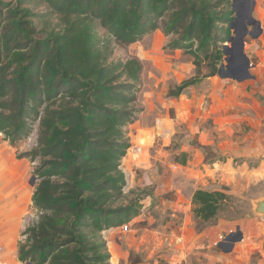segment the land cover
<instances>
[{"label":"trees","instance_id":"1","mask_svg":"<svg viewBox=\"0 0 264 264\" xmlns=\"http://www.w3.org/2000/svg\"><path fill=\"white\" fill-rule=\"evenodd\" d=\"M232 0H0V132L16 145L35 129V144L19 153L33 163L37 220L18 248L24 264H110L101 232L134 221L142 196L124 192L120 167L130 147L127 126L141 107L142 63L112 57L151 31L168 36L202 77L224 62L235 19ZM58 16L61 28L37 36L36 21ZM103 29L102 44L91 30ZM100 44V45H99ZM200 76L170 87L177 98ZM208 148L206 145H199ZM177 161L185 164L186 153ZM223 190L197 188L193 213L209 224L229 198Z\"/></svg>","mask_w":264,"mask_h":264},{"label":"rangeland","instance_id":"2","mask_svg":"<svg viewBox=\"0 0 264 264\" xmlns=\"http://www.w3.org/2000/svg\"><path fill=\"white\" fill-rule=\"evenodd\" d=\"M245 1H234L236 13H249L257 0H247V6ZM36 26L37 36L43 37L58 32L61 22L54 14L46 17V21H36ZM253 32L255 35L258 28ZM91 37L102 44L107 34L96 27L91 30ZM251 38L247 35L245 40L249 42ZM168 40L158 29L130 45L112 46V57L135 56L142 63L137 96L141 111L136 121L127 126L131 145L120 162L126 178L124 192L135 190L140 194L142 207L134 221L101 232L108 261L110 264L259 263L264 258V216L252 215L251 201L264 197V180L247 184L240 179L234 186L226 185L208 170L226 157L214 150V145L207 144V149L199 146L203 145L202 131H210L212 123L197 127L195 119L191 127L186 124L189 109L194 113L196 99L211 93L210 86L203 84L207 77H202L207 72L208 60L201 59L196 68L193 57L182 50H170ZM193 76L201 78L179 97L167 96L170 87ZM185 94L193 100L188 110L184 108V102H188ZM204 99L206 103L208 99ZM35 138L34 129L16 146L21 142L22 149L29 150ZM213 140L216 144L218 138ZM182 152L186 153L185 164L176 162L183 158ZM197 188L223 190L230 195L209 224L194 216L191 196ZM31 213L36 221L37 212ZM219 235L223 239L219 240Z\"/></svg>","mask_w":264,"mask_h":264},{"label":"crops","instance_id":"3","mask_svg":"<svg viewBox=\"0 0 264 264\" xmlns=\"http://www.w3.org/2000/svg\"><path fill=\"white\" fill-rule=\"evenodd\" d=\"M250 10L255 23L248 27L253 36L244 44L250 60L248 76L242 79L209 76L203 84L210 86L211 93L196 99L194 113L190 112L193 100L188 94H185L188 102H184V108H190L188 127L195 119L197 127L211 121L212 128L202 131L200 142L214 145V150L226 157L208 170L223 184L233 186L240 179L247 184L264 180V0H257ZM255 27L258 32L254 35ZM211 137L218 138L216 144ZM22 148L21 142L17 148L0 132V245L9 264H22L18 248L25 240V228L35 222L31 213L35 210L32 194L38 179L33 175L34 161L19 157V153L28 150ZM263 262L264 258L256 264Z\"/></svg>","mask_w":264,"mask_h":264},{"label":"water","instance_id":"4","mask_svg":"<svg viewBox=\"0 0 264 264\" xmlns=\"http://www.w3.org/2000/svg\"><path fill=\"white\" fill-rule=\"evenodd\" d=\"M234 1L232 0L235 9ZM245 6H247L246 3ZM235 14V19L230 24L234 34L229 42L230 46L228 45V49L225 51L224 61L226 64L222 63L220 65L217 75L219 77H239L242 79L248 76V68L250 67V60L244 52L245 37L247 35L253 36L248 27L254 25L255 21L248 12L244 11L242 14L235 12ZM243 15L245 17H241ZM256 25L260 27L258 22ZM34 179L33 176L32 180ZM251 211L254 216H264V197L255 198L251 201Z\"/></svg>","mask_w":264,"mask_h":264},{"label":"built area","instance_id":"5","mask_svg":"<svg viewBox=\"0 0 264 264\" xmlns=\"http://www.w3.org/2000/svg\"><path fill=\"white\" fill-rule=\"evenodd\" d=\"M220 236V235H219ZM219 240L220 239H223V236H220L218 238ZM2 252H3V249H2V246L0 245V264H9L2 256Z\"/></svg>","mask_w":264,"mask_h":264},{"label":"flooded vegetation","instance_id":"6","mask_svg":"<svg viewBox=\"0 0 264 264\" xmlns=\"http://www.w3.org/2000/svg\"><path fill=\"white\" fill-rule=\"evenodd\" d=\"M241 17H245V15L241 16Z\"/></svg>","mask_w":264,"mask_h":264}]
</instances>
